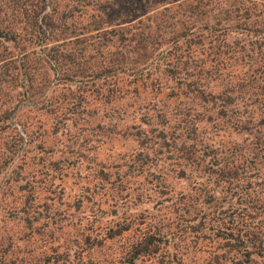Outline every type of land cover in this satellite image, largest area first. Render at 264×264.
I'll list each match as a JSON object with an SVG mask.
<instances>
[{"label":"trees","instance_id":"obj_1","mask_svg":"<svg viewBox=\"0 0 264 264\" xmlns=\"http://www.w3.org/2000/svg\"><path fill=\"white\" fill-rule=\"evenodd\" d=\"M100 1L0 0V125L13 120L28 135L44 134L23 145L16 131L19 139L5 142L1 153L0 264H136L165 243L171 244L170 263L179 264L185 251L178 242H190L196 252L207 239L212 253L190 264H264V4L236 0L213 15L208 0H181L176 7L188 11L167 17L164 8L135 21L155 4L137 0L117 11L114 0ZM245 1L257 10L253 17ZM230 31L249 37L240 45ZM78 84L95 88V106H117L125 117L131 105L125 118L138 121L137 139L175 143L180 132L179 157L158 172L142 159H156V150L135 153L115 172L94 168L97 182L108 184L113 176L116 186L108 188L112 195L101 193L111 203L103 199L91 215L116 207L123 191L134 201L150 190L161 208L146 223L142 213L135 216L148 226L144 231L120 216L111 224L107 218L99 230L71 226L55 244L50 230L35 226L38 209L47 211L49 204L37 202L42 190L29 178L43 167L38 153L53 147L49 139L58 131L52 130L61 124L62 134L71 136L64 120L83 105ZM148 97H159L162 107L142 106ZM132 179L141 183L137 190L129 187ZM183 180L189 183L181 188Z\"/></svg>","mask_w":264,"mask_h":264},{"label":"rangeland","instance_id":"obj_2","mask_svg":"<svg viewBox=\"0 0 264 264\" xmlns=\"http://www.w3.org/2000/svg\"><path fill=\"white\" fill-rule=\"evenodd\" d=\"M148 1L155 4L152 6L153 9L149 8L147 13L143 14L135 21L143 19L145 15L151 14L154 11L163 10L164 8L167 9L164 13L167 17L174 14L179 15L182 12L188 11L185 8V5L181 8L176 7L175 3L181 2V0H177L174 3H171L169 0L164 4L162 3L164 0ZM233 1L236 0H208V13L213 15L219 14V12L226 9L230 3L232 4ZM103 2L104 1L101 0L100 4L102 5ZM114 2V9L117 11L123 9L124 6L127 5L129 7L131 5H137V0H114ZM142 2L144 5H148V2L145 3V0H142ZM256 2H262L264 4V0H256ZM243 3L245 5H249L250 10H254L252 11L253 15L251 13L253 17L255 11L257 10L251 7L252 5L250 2L245 1ZM146 6H143L144 11L146 10L144 9ZM86 14L88 13L83 14L80 16V18H86V16H84ZM227 23L228 22L223 23L225 27L221 25V28H227ZM246 33L247 32L230 31L229 38H231L233 42H237L238 40V44L240 43L241 45L243 42H246L247 38L249 37ZM115 41L116 38L111 40V42ZM238 44L234 46L236 50H238V47L240 46ZM156 77L157 75H152L151 77H148L146 81L151 82ZM149 84L153 86L151 83ZM78 85L81 86L80 89L82 92L83 105L78 108L76 117L67 114V119L65 118L64 120L66 129L70 130L71 136L62 134L65 131L60 130L62 126L61 124H59L57 128H54L52 131L58 132L56 136L51 137V142L49 139V144L53 145V147L50 150L45 148L40 151V153H38L39 155L37 158L40 157L43 167L29 178L32 182L30 183L31 185L34 184V186H36L37 184L40 186L39 189L42 190L37 202H41L42 204L47 202L49 204L47 211H45L43 208L38 209V212L40 213L38 214L39 216L37 215L38 223H36L35 226H45L47 230H50L51 239H49V241L53 240L55 244H60L64 239L65 234L71 232V226H85L87 224L88 226H93V229L99 230L98 225L101 224V222L105 224L109 219L111 224L112 221L110 220H115L120 216L127 218L128 220L131 219L133 227L137 228V232L144 231L148 226H146L144 223L137 224L139 221L135 219V216L142 213L144 216L143 220H145L146 223L147 218L145 217L149 215H159L160 213L158 210L161 208L158 204H155L156 202L154 199L152 200V196V198H149L150 195L154 194L150 190H146V194H143V197L134 201L133 199L129 198L131 195L125 198V196H127L126 191H123V195L116 203V207L114 206L112 209L111 207H107L108 209L105 211H99L98 217L96 218L94 215H91V211L93 209L95 210L100 208L99 203L102 202L103 199H106L105 197H101V193L105 192V194L112 195L113 193L108 188L116 186V183L112 182L113 176L108 179V184L104 185L100 182H97L93 177L95 171L94 168L100 164L104 165L106 168H109V171L115 172L116 169L120 168L117 166L122 163L124 164L126 161H131L135 156V153L146 151L152 153V150H156L158 154L156 159H151L150 157H143L142 159L147 163L152 161V170L154 172H158L160 167L171 166V164L175 165L179 157V154H177L176 150H179L178 147L180 132L174 134L176 138L175 143H170L169 140H166V143H162L160 140H152L151 136L148 139L146 138V140L140 137L137 139L138 137L136 132L139 130L138 121L131 123L128 121L130 120V117L125 118L127 114L132 116L131 111L133 107L131 105L127 106V114L125 117H123L124 115H122L120 110L117 109V106L113 105L110 108H107L110 105L95 106V104H97V97H95L97 96V92H95V88H92L88 84ZM161 85L164 87L171 86L172 84L168 83L164 85L162 82ZM154 87L157 88L158 86ZM143 105L146 108H154L156 110L162 107L159 97H148L142 100V106ZM174 105L175 104L169 105V109L172 110ZM71 107V105L64 106V109L67 110ZM164 108L166 109V107ZM116 113H119L121 118H117ZM33 114H38V111L34 112ZM93 117H96L97 120H95ZM35 119L36 118H33L32 122H35ZM166 119L167 122H170V120L168 121V117ZM143 121L147 123L150 122V119H144ZM11 122L12 126L0 125V161L2 160L1 153L5 151V142H8V144L12 145L19 139V135H16V131H18L22 136L24 140L23 145L28 143L31 138H35V140L39 142L44 139L42 130H38L33 135H28V133L24 131L23 127L17 121L13 122L12 120ZM72 122L75 124V126H72ZM28 126L34 128L35 123H29ZM209 130L210 127H206L205 131L209 132ZM169 132L170 131H168V133ZM228 138L236 140L237 137L232 136ZM158 143H162L163 147H159ZM205 144L206 139L204 137L202 145L204 146ZM197 147L198 145H196L195 148ZM100 158L107 159L104 160ZM56 161H58L57 165L54 164ZM132 181H134V183H132L129 187L132 186L131 188L137 190L141 183L139 184V180L137 179H132ZM172 182L175 186L177 179L173 178ZM188 183L189 182L187 180H183L181 188L187 186ZM107 201V203H111L109 199ZM91 205L92 209L89 208ZM227 205L228 203H225L217 210L224 212V208H226ZM113 210H115V213ZM202 210L204 212L208 211L204 207ZM110 212L111 214L107 216V214ZM219 214L220 216L222 215L221 213ZM99 219H101V221ZM0 224H3L1 220ZM42 240L47 241L46 237H43ZM178 245L179 247H182V249L180 248L181 252L185 251V254L181 256V260L184 261L183 263L181 261L179 264H190L189 261L191 260H203V258L208 254H211L212 252L210 251L213 250V247H211V240L209 239H207L205 243L201 245L202 247L197 249L196 252L193 251L192 244L188 241L186 243L184 241H180L178 242ZM170 246L171 244L169 243L161 244L155 256H145L139 259L136 264H176L175 261H171L170 263L169 259L171 258L167 256V254H169L168 252L172 254V248Z\"/></svg>","mask_w":264,"mask_h":264}]
</instances>
